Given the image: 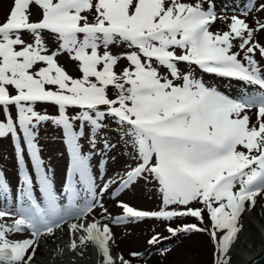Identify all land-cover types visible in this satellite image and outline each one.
Returning <instances> with one entry per match:
<instances>
[{
  "label": "snow or ice",
  "instance_id": "obj_1",
  "mask_svg": "<svg viewBox=\"0 0 264 264\" xmlns=\"http://www.w3.org/2000/svg\"><path fill=\"white\" fill-rule=\"evenodd\" d=\"M256 2L247 0L241 15L247 17ZM255 10L264 11V2ZM217 18L213 0H13L0 23V140L15 146L21 199L26 196L28 206L0 208V264H34L40 238L70 218L78 222L69 225L68 251L85 257L91 247L97 264H131L111 255L107 224L79 222L94 204L75 203L79 193L72 177L78 174L90 201L108 212L95 191L91 156L83 154L80 142L92 156L103 157L115 147L108 132L131 146L136 162L120 191L140 178L152 180L164 208L185 209L146 212L120 202L123 215L115 223L195 217L205 224L206 213L210 226L186 225L181 231L207 233L214 242L213 264H231L232 246L243 229L240 217L264 194V68L255 59L259 52L264 60V45L255 40L264 22L254 20L250 27L234 14L228 31L214 33L210 27ZM114 45L126 50L114 55ZM62 56L76 65L79 77L60 65ZM121 60L127 66L117 72ZM197 69L244 87L231 98L197 79ZM38 105L45 106L43 113ZM48 106L55 115L47 114ZM253 109L254 122L248 114ZM49 124L71 159L64 208L57 204L37 145L39 129ZM26 156L47 196L45 208L33 199ZM108 187L102 186L101 195ZM7 192L0 176V193ZM194 203L202 207H189ZM19 234L30 238H8ZM158 241L153 236L147 243Z\"/></svg>",
  "mask_w": 264,
  "mask_h": 264
},
{
  "label": "rangeland",
  "instance_id": "obj_2",
  "mask_svg": "<svg viewBox=\"0 0 264 264\" xmlns=\"http://www.w3.org/2000/svg\"><path fill=\"white\" fill-rule=\"evenodd\" d=\"M12 2L13 0H0V23L5 21ZM182 2H191V0H182ZM213 2L216 5L218 16L216 22L210 27V31L214 33L228 31L231 16L234 14L238 15L241 19H245L250 27L254 26V20L264 22V11L255 10V7H258L259 3L264 2V0H257L256 6L247 17L241 15L245 9L247 0H213ZM224 5H228V7L225 8ZM206 7L207 4H205ZM221 15L225 19H220L219 17ZM32 19L35 20L36 16L33 15ZM255 40L257 43L264 45V31L257 33ZM233 44L238 46L239 41L234 40ZM110 50L114 55H118L125 51L126 48L122 45H114ZM236 50L237 48L234 47L233 51ZM255 59L264 68V60H261L259 52L256 53ZM58 62L73 77L80 76L76 65L70 62L67 56L59 57ZM125 66H127V61L121 60L116 71L120 72ZM194 75L197 79H202L207 86L216 87L218 91L229 95L231 98H236L239 90L244 87L240 81L220 78L211 74H203L198 69ZM44 109L45 106L42 105H38L36 108L38 112L42 113ZM254 112L255 109L248 113L252 117L253 122L256 119L253 114ZM47 114L55 115L56 109L48 106ZM108 135L111 137V143L115 147L103 157L99 154L92 156L87 151L88 145L84 140L80 141L84 149L83 154L91 156L89 159V171L95 185V191L98 194V200L108 210L107 213H104L99 203L90 201L85 185L79 181V175L77 174L72 177V183L79 193L75 201L76 205L82 207L86 202L94 204L91 212L84 219L100 221L103 224H107L111 230L112 240L110 242L113 247L126 260L131 261L133 264H213L214 242L210 236L205 232L186 233L181 231L186 225L195 224L198 227L210 226L207 223L206 213L205 224H200L195 217H177L170 221L145 218L142 221L121 224L115 223V220L123 215L122 210L117 206L120 202L127 204L135 210L146 212H159L161 210L183 211L185 209L182 206L176 205H170L164 208L157 184L152 180L140 178L128 188L120 191V185L123 179L126 178L125 173L135 167L136 162L132 159L133 150L130 145H126L120 141V138L115 132H108ZM37 145L40 150V157L44 161L43 167L52 184V192L57 197V204L61 208L67 207L70 193L66 191V188L69 183L68 173L71 167V159L68 155L67 147L62 143L59 132L54 130L50 124L41 126L39 129ZM14 148V144L8 139L0 140V176L3 177L4 182L8 185V192L6 194L0 193V196L8 202H19L23 200L21 199L23 184L21 182L20 168L15 158ZM25 161L31 162L30 157L26 156ZM29 162H25L27 166L31 165ZM105 184L109 185V187L101 195V188ZM38 187V182L35 180L34 192ZM189 207L200 208L202 206L194 203L189 205ZM0 208L10 209L5 204H0ZM262 210H264V194L256 198L254 208L250 211L246 210L240 217V223L243 225L242 231L246 229L249 231L254 230V227L249 225L248 218L257 217L259 215L258 211ZM7 222L10 224L11 219H8ZM75 222V219L70 218L66 223H62L61 227L54 231V234L44 235L40 238V247L37 249L34 264L43 255L44 247L53 246L58 241L60 234L67 233L69 225ZM260 224L263 225L264 222L261 221ZM249 226L250 228H248ZM168 228L176 230L175 235L170 233ZM240 233L238 234V238ZM153 236H157L159 241L155 245H149L147 242ZM8 238L23 240L30 238V236L28 234H19L10 235ZM132 253H142L143 256L133 257L131 255ZM231 257V261H233L234 256Z\"/></svg>",
  "mask_w": 264,
  "mask_h": 264
},
{
  "label": "bare ground",
  "instance_id": "obj_3",
  "mask_svg": "<svg viewBox=\"0 0 264 264\" xmlns=\"http://www.w3.org/2000/svg\"><path fill=\"white\" fill-rule=\"evenodd\" d=\"M35 196L36 198H40V195L38 194ZM0 204L7 205L13 211L16 208L28 206L26 196L19 202H8L0 196ZM258 212L259 215L257 217L248 218L249 225L253 226L254 230H243L235 244L232 246L230 255L234 256V260L231 261V264H247L264 250V224H260L261 221L264 222V210ZM92 221L94 220L83 219L79 222L90 223ZM76 222L78 221L76 220ZM257 223H259L258 226ZM248 228H250V226ZM68 243L69 232L67 231V233L60 234L58 241L53 246L44 247L43 255L36 260V264H97L99 257L96 255L94 248L90 247L85 257H78L68 251ZM58 249H63V253L58 255ZM110 251L114 258L122 256L119 251L115 250L112 243L110 244ZM131 264L133 263L131 262Z\"/></svg>",
  "mask_w": 264,
  "mask_h": 264
},
{
  "label": "water",
  "instance_id": "obj_4",
  "mask_svg": "<svg viewBox=\"0 0 264 264\" xmlns=\"http://www.w3.org/2000/svg\"><path fill=\"white\" fill-rule=\"evenodd\" d=\"M247 264H264V250Z\"/></svg>",
  "mask_w": 264,
  "mask_h": 264
}]
</instances>
